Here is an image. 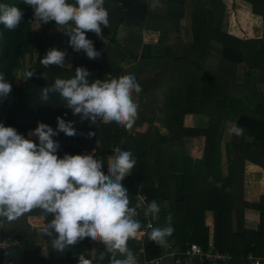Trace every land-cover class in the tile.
Wrapping results in <instances>:
<instances>
[{
	"label": "trees",
	"instance_id": "16d2710c",
	"mask_svg": "<svg viewBox=\"0 0 264 264\" xmlns=\"http://www.w3.org/2000/svg\"><path fill=\"white\" fill-rule=\"evenodd\" d=\"M230 1L159 0L161 6L153 8V0H104L108 26H101L100 36L86 33L94 49L101 53L93 60L83 50L76 52L69 46L70 38L64 34V27L54 21L35 23L34 11L24 0H0V4L15 6L24 13L14 30L0 24V74L12 85L11 93L0 98V114L7 117L5 126L15 128L18 134L38 143L37 137L28 136L38 122L55 131L58 116L66 122L74 121L76 136L68 137L64 133L55 136L60 141L57 155L63 158L65 154H92L89 146L95 145L94 156L103 160L102 171L106 175L113 149L131 151L136 165L122 181L129 193L130 206L152 200L160 206L158 220L145 217L138 209L140 214L136 218L142 228L127 244L132 251L144 247L149 259L159 256L163 247L149 240L150 228L144 230L147 223L153 227L164 226L171 215L174 232L167 239L168 243L179 250L199 243L207 250L209 236L204 218L205 212L212 210L215 247L224 252L241 230L246 231L244 213L254 207L241 197L243 164L246 159L255 160L260 155L259 142H264V109L256 113L257 103L250 101L252 110L241 112L242 103L235 100L256 98V82H252V87L238 84L229 69L207 66L206 59L211 54H204L212 50L209 45L214 39L218 43L228 41L224 22ZM67 2L75 4V0ZM253 9L261 11L258 15L264 21V0H255ZM187 18L192 20L194 40L190 45L182 40L181 21ZM34 25L39 26V31L34 30ZM120 28L128 30L123 42L117 39ZM145 30L160 32L159 41L154 45L145 44L142 37ZM52 48L72 54V67L43 66L41 59ZM223 48L229 49L226 44ZM27 56L35 60L34 66L28 69L35 75L26 77L23 85H15L16 74L25 68ZM242 58H237L234 64ZM77 67L91 74L89 82L127 74L135 76L142 91L133 93L139 107L132 128L116 122L81 121L79 115L73 116L59 93H49L47 101L41 99L43 87L52 86L57 78H74ZM248 91L251 93H246ZM222 108H226L227 113L240 110L235 125L244 129L242 136L229 134L226 140L217 118ZM187 114L208 117L209 127L186 128L183 123ZM89 132L96 135L88 138ZM248 134L252 142L245 140ZM222 140H226L229 163V177L225 180H221L217 170L221 166ZM141 196L145 197L144 201ZM262 199L264 201V197ZM235 213L238 230L233 233ZM51 219V215L40 208L13 221L0 217V237L11 242L8 249H0V264H78L80 254L93 259L94 264H108L107 257L103 261L96 259L105 247L101 243L94 245L91 238L68 246L63 252L56 250L51 244L52 238L44 234L42 244L39 243L37 229L43 232ZM249 254L238 253L237 256L245 260ZM195 263L210 264L198 260ZM137 264L141 263L137 261Z\"/></svg>",
	"mask_w": 264,
	"mask_h": 264
},
{
	"label": "clouds",
	"instance_id": "9594fccd",
	"mask_svg": "<svg viewBox=\"0 0 264 264\" xmlns=\"http://www.w3.org/2000/svg\"><path fill=\"white\" fill-rule=\"evenodd\" d=\"M34 11L35 23L55 22L64 27L69 46L74 51L83 50L89 59L101 55L94 49L93 42L86 38L87 32L101 35V26H108V12L104 0H24ZM159 0H153L151 7H160ZM23 11L15 6L0 4V24L8 30L19 26ZM74 24V27L71 26ZM66 52L49 49L41 59L45 67L64 66ZM34 72L28 71L31 78ZM91 74L83 67L75 69L74 78H57L52 86L42 88L41 99L47 101L49 93H59L67 103L73 116L81 121L89 120L116 122L125 128H132L138 117V103L133 93L142 88L132 74L111 80L95 79L89 82ZM12 91L11 83L0 74V98H6ZM57 129L38 122L28 133L37 137L38 143L18 134L13 127L0 123V217L13 221L40 208L51 215L43 234L51 237L52 246L63 252L85 238L104 245L105 251L96 259L108 260V264H137L132 250L127 246L129 239L135 238L142 228L139 210L145 217L158 220L160 206L155 200L130 206L128 190L122 181L130 175L136 160L129 150L117 147L107 165L108 174L103 171L104 162L92 154L57 155L60 145L53 137L64 133L68 137L77 135L74 121L57 117ZM244 129L236 125L229 134L242 136ZM96 133H87L92 138ZM164 226L149 224V240L167 247V239L173 234L172 217L169 215ZM78 264H94L80 254Z\"/></svg>",
	"mask_w": 264,
	"mask_h": 264
},
{
	"label": "crops",
	"instance_id": "0c3cea01",
	"mask_svg": "<svg viewBox=\"0 0 264 264\" xmlns=\"http://www.w3.org/2000/svg\"><path fill=\"white\" fill-rule=\"evenodd\" d=\"M255 0H231L227 7L226 19L224 22V32L228 36L226 43H218L217 39H214L209 45L212 50L208 53L211 54L207 58V66L217 67L223 66L229 69L233 74L238 84H244L252 87V82H256L257 97L249 100L244 98L242 100H235L237 103H242L241 112L243 110H252L251 103H257L256 113H259L261 109H264V21L261 13L256 12L253 9ZM182 40L184 44L193 43V30L192 20L187 18L181 21ZM128 35V30L120 28L117 39L123 42L124 38ZM120 36L122 39H119ZM143 41L145 44L154 45L160 39V32L145 30L142 33ZM226 44L229 49H224ZM179 50H182L181 46H178ZM206 49H204L205 51ZM242 60L234 64L237 58L242 57ZM68 57V55H67ZM229 58V61L226 60ZM68 60V61H66ZM67 66H70V61L66 59ZM72 64V63H71ZM222 64V65H220ZM130 67V66H128ZM253 78H250L249 76ZM251 93L248 91L246 93ZM245 97V96H244ZM250 97V96H249ZM239 110V109H238ZM240 114L236 110L233 113H227L226 108H222L217 112V118L221 121L222 134L227 137L229 135L231 125H235L237 117ZM183 125L186 128H200L207 129L209 127V118L199 114H187L184 117ZM226 140H222V158L221 166L217 169L220 174L221 180H225L229 177V163L226 154ZM245 140L252 142L253 138L248 134ZM260 155L254 159H246L243 164L244 175L242 181V200L254 207L248 208L244 213L243 227L246 231L241 230L235 241L230 245H226L224 252L231 253L234 258L228 263L220 264H248L249 257L264 258V142H259ZM112 157V156H111ZM110 157V158H111ZM110 161V159H109ZM254 161V162H253ZM205 226L208 229V248L206 251L216 249L214 243V229H215V214L212 210L205 212L204 218ZM233 233L238 230L236 213L233 215ZM146 233V232H145ZM97 245V243H93ZM168 246L175 248L172 244L168 243ZM198 244L202 247L199 243ZM190 245V244H189ZM167 246V247H168ZM167 247H163L164 252ZM203 248V247H202ZM141 247L134 250L137 252ZM185 250V249H184ZM218 250V249H216ZM250 253L248 257H238V253ZM200 263L217 264L201 259H197ZM196 261V260H195ZM195 261L189 262L190 264H196ZM173 264V263H169Z\"/></svg>",
	"mask_w": 264,
	"mask_h": 264
},
{
	"label": "built area",
	"instance_id": "2783aa9c",
	"mask_svg": "<svg viewBox=\"0 0 264 264\" xmlns=\"http://www.w3.org/2000/svg\"><path fill=\"white\" fill-rule=\"evenodd\" d=\"M141 199L144 201L145 197L141 196ZM149 224L150 223H147L145 225V231L149 229ZM10 246L11 242L9 240L0 237V249L6 250ZM142 257L145 258L143 252ZM169 257L175 258L174 261L176 264H189V262H193L197 259L220 264L228 263L234 258V256L229 252H222L215 249L206 251L198 244H190L185 250H179L168 246L165 256L155 259L151 263L162 264L164 260ZM248 264H264V258L249 257Z\"/></svg>",
	"mask_w": 264,
	"mask_h": 264
},
{
	"label": "rangeland",
	"instance_id": "374dc122",
	"mask_svg": "<svg viewBox=\"0 0 264 264\" xmlns=\"http://www.w3.org/2000/svg\"><path fill=\"white\" fill-rule=\"evenodd\" d=\"M34 30L37 32V31H39V26L38 25H34ZM118 37V36H117ZM119 39H122V37L120 36V38ZM67 55H68V57H67ZM73 55L72 54H66V57H65V60L66 59H71V60H73ZM66 61H68V60H66ZM26 65H25V68L23 69V70H21V71H19L17 74H16V77H15V81H14V84L15 85H23V83L26 81V73H27V71H28V69L29 68H31L32 66H34V64H35V60L34 61H32V59H29V57L27 56L26 57ZM71 63H73V62H71L70 61V66H67L66 64V62L64 61V66L63 67H72V64ZM127 68H128V66H126ZM6 121H7V117H6V114H3V113H1L0 114V123H3L4 124V126H5V124H6ZM53 139L54 140H56V141H58V143H59V145H60V141L57 139V138H55V137H53ZM89 148L91 149V153H95V151H96V149H95V145L94 146H89ZM113 156V155H112ZM37 233H38V237H39V243H41L42 244V239H44L43 238V232L40 230V229H37ZM95 243H97L98 245H99V242H95ZM44 245V244H43ZM44 251H47V249H46V247H45V245H44ZM142 252L144 253V257L145 258H143L142 257ZM165 254H166V249L164 250V252L162 251V253L159 255V256H157V257H155V258H153V259H149L148 257H147V253H146V250H145V248L144 247H141V249H139L137 252H135L134 253V255H135V257H136V259H137V261L138 262H140L141 264H152L151 262L153 261V260H155V259H158V258H160V257H162V256H165ZM175 258H173V257H169V258H166L165 260H164V262L162 263V264H169V263H173V264H176L175 263ZM190 264V263H189Z\"/></svg>",
	"mask_w": 264,
	"mask_h": 264
}]
</instances>
